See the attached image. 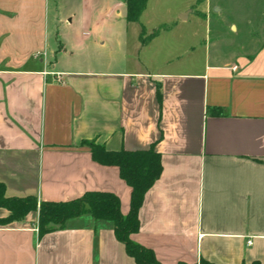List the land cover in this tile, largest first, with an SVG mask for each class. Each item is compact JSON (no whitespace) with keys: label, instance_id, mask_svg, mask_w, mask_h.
<instances>
[{"label":"crops","instance_id":"1","mask_svg":"<svg viewBox=\"0 0 264 264\" xmlns=\"http://www.w3.org/2000/svg\"><path fill=\"white\" fill-rule=\"evenodd\" d=\"M200 6L147 0L134 22L124 0H0L5 196L110 191L125 214L130 188L81 141L152 146L161 173L130 238L161 264H264V6L226 24L234 36L250 27L241 40L219 30L213 42L190 28L194 15L209 30ZM157 25L166 28L141 44V26ZM36 219L0 225V264H136L108 220L84 213L39 236Z\"/></svg>","mask_w":264,"mask_h":264},{"label":"trees","instance_id":"2","mask_svg":"<svg viewBox=\"0 0 264 264\" xmlns=\"http://www.w3.org/2000/svg\"><path fill=\"white\" fill-rule=\"evenodd\" d=\"M146 1L124 0L126 20L138 22ZM164 28L166 27L159 26L147 33L141 26V44ZM81 144L89 148L90 156L96 163L117 167L120 178L130 188L128 211L122 214L118 196L110 191L88 190L67 200H38L33 195L7 197L4 184L0 181V208L8 211L5 217L0 218V225L20 220L29 212L35 211L37 232L41 236L63 228L71 217L88 213L96 220H108L112 223L115 238L123 244L125 253L136 264H161L150 248L130 238L139 228L138 211L144 194L161 173L159 153L152 146L142 150L111 151L93 140H83ZM177 264L187 263L179 261ZM200 264L211 263L200 261Z\"/></svg>","mask_w":264,"mask_h":264},{"label":"rangeland","instance_id":"3","mask_svg":"<svg viewBox=\"0 0 264 264\" xmlns=\"http://www.w3.org/2000/svg\"><path fill=\"white\" fill-rule=\"evenodd\" d=\"M157 1L159 4H164L166 6H181L183 4H186L188 8L186 10H192V14H196L198 9L201 8L200 3L203 0H153ZM210 11H209V30L207 29V32H204L203 24H196L192 25V19L194 18V15H191L189 18L190 28L192 30L196 29V39L198 41L203 40V37L207 38L213 42L214 39L217 38V33H219V30L224 32L223 34L226 35V40H241L244 36V32L246 29H250V27H243L239 29L238 36H234L233 30H229L228 26L226 25L228 22L239 21L238 19L241 18H252V15H259L261 13L262 6H264V0H207ZM185 13L182 12V14ZM254 16V17H255ZM177 17H180L179 14H177ZM224 23V24H223ZM237 24V23H236ZM158 27V25H157ZM256 28V27H255ZM199 47H196L195 51H198Z\"/></svg>","mask_w":264,"mask_h":264},{"label":"built area","instance_id":"4","mask_svg":"<svg viewBox=\"0 0 264 264\" xmlns=\"http://www.w3.org/2000/svg\"><path fill=\"white\" fill-rule=\"evenodd\" d=\"M247 242L250 243V240H248Z\"/></svg>","mask_w":264,"mask_h":264}]
</instances>
